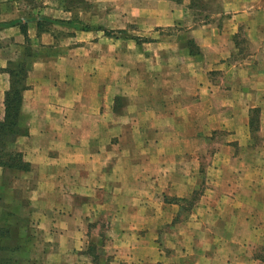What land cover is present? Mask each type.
Returning <instances> with one entry per match:
<instances>
[{
	"label": "crops",
	"instance_id": "obj_1",
	"mask_svg": "<svg viewBox=\"0 0 264 264\" xmlns=\"http://www.w3.org/2000/svg\"><path fill=\"white\" fill-rule=\"evenodd\" d=\"M93 1L143 26L142 65L59 0H0L27 164L0 165V264H264V0Z\"/></svg>",
	"mask_w": 264,
	"mask_h": 264
},
{
	"label": "rangeland",
	"instance_id": "obj_2",
	"mask_svg": "<svg viewBox=\"0 0 264 264\" xmlns=\"http://www.w3.org/2000/svg\"><path fill=\"white\" fill-rule=\"evenodd\" d=\"M58 1V0H57ZM197 1V0H196ZM194 1V9L192 10L191 19H202L201 14H204L205 8L201 6V3ZM60 5L63 4L64 7L70 6L71 17L75 23V27L78 31H88L95 30L98 32H110L111 37H107L104 41L102 48L110 49L111 40H118V48L120 50L126 51L128 49H134L136 51L133 60L135 65H142L143 60L139 58L138 52L143 49V37L142 34V25L137 22H128L124 20L121 16L116 15L117 12H112V8H100L96 6L93 0H59ZM123 19V20H122ZM177 27H170L164 32H175ZM99 29V30H98ZM103 33V36H105ZM134 38V41L130 39ZM80 44V42H79ZM134 44V46L132 45ZM72 45H75L73 43ZM151 47L149 45L147 48ZM131 58H120V72H126V67L124 66L128 63ZM104 65H108L109 62H102Z\"/></svg>",
	"mask_w": 264,
	"mask_h": 264
},
{
	"label": "trees",
	"instance_id": "obj_3",
	"mask_svg": "<svg viewBox=\"0 0 264 264\" xmlns=\"http://www.w3.org/2000/svg\"><path fill=\"white\" fill-rule=\"evenodd\" d=\"M105 33L110 36L109 31ZM20 83L21 80L19 78L15 79L6 94V121L0 123V145L2 144V149L0 150V165L27 169V164L24 163L20 152L6 149V143L12 141L18 133L17 117L21 104Z\"/></svg>",
	"mask_w": 264,
	"mask_h": 264
}]
</instances>
